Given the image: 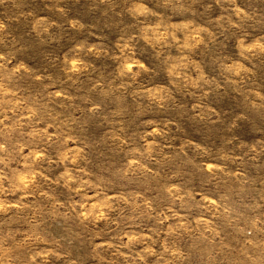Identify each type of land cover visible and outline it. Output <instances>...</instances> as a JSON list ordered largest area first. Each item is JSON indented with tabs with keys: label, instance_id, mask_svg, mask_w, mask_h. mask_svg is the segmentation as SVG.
Here are the masks:
<instances>
[{
	"label": "rangeland",
	"instance_id": "obj_1",
	"mask_svg": "<svg viewBox=\"0 0 264 264\" xmlns=\"http://www.w3.org/2000/svg\"><path fill=\"white\" fill-rule=\"evenodd\" d=\"M0 264H264V0H0Z\"/></svg>",
	"mask_w": 264,
	"mask_h": 264
}]
</instances>
